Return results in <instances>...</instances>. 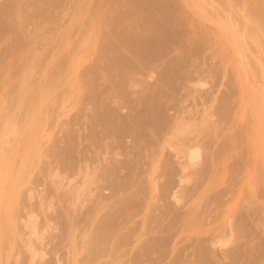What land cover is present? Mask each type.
Here are the masks:
<instances>
[{"label":"rangeland","instance_id":"obj_1","mask_svg":"<svg viewBox=\"0 0 264 264\" xmlns=\"http://www.w3.org/2000/svg\"><path fill=\"white\" fill-rule=\"evenodd\" d=\"M147 1L50 0L49 4V0H0V174L4 171L6 176L0 181V226L5 240L0 264H48L50 260L57 264V258L60 264H75L76 259L79 263L87 250L76 257L71 255L84 245L89 247L84 238L92 235L90 227L85 229L89 225L84 217L77 240L71 244L63 238L61 231L65 230H61L64 227L58 213L67 209L68 216L84 214L101 200L102 193L111 191L105 186L102 189L103 170L121 165L130 156L135 170L129 163L127 171L120 170L121 175L131 168V175L125 173L129 179H123L127 183L136 174L140 186L133 181L134 188L126 185L115 200L119 198L121 204L139 201L137 204L145 206L132 209L134 212L131 210L121 224L134 228L133 232L125 233L123 228L116 233L114 242L108 243L92 264H264V0L172 2L179 6L173 28L185 41L182 49L193 47L199 35L208 38L187 65L186 73L177 75L167 70L175 69L172 60H183L181 55L187 50L163 51L166 54L150 61H141L133 54L129 41L138 45L148 42L153 26L147 19L157 14L153 0ZM157 2L166 5L169 1ZM106 46L116 48L107 51ZM114 59L139 68L118 77L119 71L113 77ZM86 75L99 76L96 88H102L94 92L91 87L95 79H91L94 85L87 86L91 83L86 84L90 82ZM163 81L170 84L169 88ZM90 90L97 100L86 97ZM232 92L234 104L222 118L219 105ZM101 95H105L106 105ZM153 103H160L163 112L168 107L163 113L168 115V125L147 145L146 141L141 142L143 146L136 145L132 131L123 140L101 133L103 127L97 123L103 105L117 109L118 120L126 117L125 122H134ZM91 115L98 118L91 119ZM141 130L145 132V127ZM71 132L72 139L77 136L75 143L69 137ZM91 132L96 133L94 138H90ZM227 142L231 144L228 152L223 145ZM73 144L77 146L75 154L68 152L69 158L64 157L62 150ZM53 152L65 160L58 157L57 161ZM195 153L200 157L194 161ZM137 188L140 193L138 190L135 200ZM138 248L148 249L141 261L132 257ZM33 254H38L35 260Z\"/></svg>","mask_w":264,"mask_h":264},{"label":"bare ground","instance_id":"obj_2","mask_svg":"<svg viewBox=\"0 0 264 264\" xmlns=\"http://www.w3.org/2000/svg\"><path fill=\"white\" fill-rule=\"evenodd\" d=\"M46 2H47V0H45ZM57 1V0H56ZM138 1V0H137ZM142 1V0H141ZM147 3H149L147 0H145ZM162 1V0H161ZM169 2L168 3H170V4H166V5H164L162 2H157V0H153V4H155V9L157 10V14H152L153 16H150V18H148L147 20H148V24L149 25H151V26H153L152 28H150V32L149 33H151L150 35V38H149V40H148V42H144V43H141V44H139L138 45V43L136 44V43H134V42H131V41H129V44H130V46L133 48V50L132 51H134L133 52V54H134V56H136L139 60H141V61H150V60H148L149 58L150 59H152V58H154V57H158L161 53H164L163 51H171V50H176V48H181L182 49V47H184V43H185V41L183 42V41H181L180 40V37L181 36H179V33H181L180 31H175V29L173 28L174 26H173V20L177 17V19L179 18V15H175L176 13L175 12H178V7L179 6H177L176 4H172V2H176L175 0H168ZM49 2H50V0H49ZM49 2H47V3H49ZM53 3H55V2H53ZM52 3V4H53ZM139 3H141V2H139ZM146 3V4H147ZM158 3H160V4H158ZM162 3V4H161ZM49 4H51V2L49 3ZM141 4H143L142 6H144V3H141ZM112 5H114V4H112ZM116 5V4H115ZM149 5V4H148ZM118 6H116V8H117ZM141 7V6H140ZM144 7H147V5L146 6H144ZM44 8V7H43ZM113 8V7H112ZM151 8H152V5H151ZM152 10V9H151ZM47 11V10H46ZM42 15V14H41ZM151 15V14H150ZM39 16H40V14H39ZM174 16H176V17H174ZM41 17V16H40ZM174 17V18H173ZM181 18V17H180ZM144 19V18H143ZM183 19V18H182ZM146 21V20H145ZM182 21V20H181ZM180 20H179V23H177L176 24V26H178L179 24H180V22H181ZM175 22H177V20H175ZM174 22V23H175ZM151 23V24H150ZM148 24L146 25V26H148ZM144 25V23L142 24V26ZM175 25V24H174ZM111 28V27H110ZM149 28V27H148ZM146 29V28H145ZM144 29V30H145ZM103 31H104V29H102ZM108 30V29H107ZM147 30V29H146ZM2 31V30H1ZM189 32V31H188ZM202 32V31H201ZM1 33L2 32H0V35H1ZM105 33H106V30H105ZM104 32H103V34H105ZM109 33V32H108ZM117 33V32H116ZM121 33L122 32H120V35H121ZM125 33H127V32H125ZM186 34H187V31H186ZM199 34V33H198ZM116 35H119V34H116ZM189 35H191V34H189ZM188 35V36H189ZM103 36V35H102ZM179 36V37H178ZM186 36V35H185ZM187 36V37H188ZM202 36H203V34H202ZM104 37V36H103ZM108 37V36H107ZM110 38H111V36H109ZM112 37H114V36H112ZM127 37V36H126ZM201 36L199 35V37H196V38H199L198 40L199 41H194V43H193V47H189L190 45H185V46H187V48L189 47V49H186V48H184V49H182L183 50V52L184 51H186L185 53H183V56L181 55V59H183V60H179V58H176V60L174 59V60H172V61H175L176 63H175V65H173L172 66V68L173 67H175V69H169V70H167V73H170V74H173V75H177V74H185L186 72L185 71H187V70H185L186 68H187V65L189 64V62H191L192 60H193V57L194 56H197L199 53V49H202V45H205L204 44V42H205V34H204V36L202 37V38H200ZM105 38V37H104ZM103 38V39H104ZM128 38V37H127ZM114 40H115V38H113ZM112 39V40H113ZM122 39V38H121ZM208 39V38H207ZM207 39H206V41H207ZM107 40H108V38H107ZM106 40V41H107ZM111 40V41H112ZM186 40V39H185ZM104 41H105V39H104ZM128 41V40H127ZM133 41V40H132ZM116 43H117V41H115ZM114 42V43H115ZM191 42H192V40H191ZM104 43V42H103ZM109 43H110V41H109ZM122 43V42H121ZM188 43H190V40H189V42ZM206 43V42H205ZM123 44V47H125L126 45H125V43H122ZM190 44H192V43H190ZM105 45V44H104ZM125 45V46H124ZM128 46V45H127ZM200 46H201V48H200ZM100 47V46H99ZM123 47H121V48H123ZM108 48H110V49H114V48H116L115 46L114 47H110V46H106L105 47V49H107V51L108 50H110V49H108ZM104 49V50H105ZM125 49V48H124ZM127 49V48H126ZM102 50V49H101ZM101 50H99V52L101 51ZM178 50V49H177ZM107 51H105V53H107ZM128 51V50H127ZM103 52V51H102ZM131 52V51H130ZM104 53V54H105ZM109 53H111L110 51H109ZM113 53V52H112ZM125 53V52H124ZM129 53V52H128ZM126 54V53H125ZM164 54H166V53H164ZM110 55H112V54H110ZM107 56H108V54H107ZM107 56H105V58L107 57ZM113 56V55H112ZM128 56V55H127ZM100 58H101V56H100ZM109 58V57H108ZM115 58V57H114ZM131 58V57H130ZM135 58V57H134ZM102 59H103V57H102ZM101 59V60H102ZM112 59V58H111ZM127 59H128V57H127ZM178 59V60H177ZM114 62H113V69H112V67H111V64H110V67H111V69L113 70V73H115V74H113V75H115V76H113V77H116V74H118V72H119V74L117 75L118 77H119V75L120 74H124V73H127L128 71H133V70H135V69H137V67H136V65L134 64H132V65H130V64H127L125 61H122V62H118L117 60H113ZM140 61V62H141ZM107 63H109V60L107 61ZM173 64V62H171L170 63V65H167V67L168 68H170V66ZM108 66H109V64H107ZM130 65V66H129ZM101 66V65H100ZM97 67V66H96ZM109 67V68H110ZM95 68V67H94ZM97 68H99V67H97ZM103 68V67H102ZM102 68H100L101 70H102ZM139 68V67H138ZM90 69V68H89ZM99 69V70H100ZM104 69V68H103ZM87 70V69H86ZM92 70H94L93 68H92ZM105 70V69H104ZM103 70V71H104ZM96 71V70H95ZM85 72V71H84ZM89 72H91V70L89 71ZM88 72V73H89ZM97 72H98V69H97ZM105 72V71H104ZM110 73V72H109ZM164 73V77L167 75L166 74V71H164L163 72ZM88 76H89V74H87ZM86 75V76H87ZM92 75V74H91ZM98 75H99V73H98ZM87 76V77H88ZM93 76H95V74H93ZM107 76V75H106ZM110 76V75H109ZM112 76V75H111ZM126 76V75H125ZM82 77H85V75L84 76H82ZM91 77V76H90ZM101 77V76H100ZM122 77V76H121ZM102 78V77H101ZM110 78V77H109ZM166 78V77H165ZM86 79V78H85ZM84 79V80H85ZM90 79V80H89ZM91 79H95L94 81L96 82H94V81H91ZM98 79H99V82H100V78H99V76L97 77V79L96 78H89L88 77V80L90 81L89 83H86V84H90V85H87V86H92V85H94V83H95V85L94 86H92L91 88H92V90L94 91V90H96V89H99L100 87L102 88V86H100L99 88H96V87H98V84L97 83H99V82H97L98 81ZM83 80V81H84ZM88 80H87V82H88ZM86 81V80H85ZM118 81H119V79H118ZM117 83V82H116ZM119 83V82H118ZM101 84V83H100ZM107 84V83H106ZM163 84L165 85V88H169V83L168 82H164L163 81ZM86 87V86H85ZM94 87H95V89H94ZM118 87V86H117ZM90 88V89H91ZM88 89V88H87ZM161 89V88H160ZM89 90V89H88ZM119 89L117 88V90L116 91H118ZM96 91H98V90H96ZM101 91L103 92V90L101 89ZM119 91H121V90H119ZM128 91V90H127ZM87 92H92L91 90L90 91H87ZM95 92V91H94ZM100 92V91H99ZM230 92V91H229ZM101 93V92H100ZM123 93V92H122ZM125 93V92H124ZM127 93V92H126ZM125 93V94H126ZM95 93H91V95H90V93H88L87 94V96H86V94H84L87 98H88V95L90 96V97H93L94 98V95ZM118 94V93H117ZM124 94V95H125ZM96 95V94H95ZM100 95V94H99ZM119 95V94H118ZM85 96L82 98V99H85ZM104 96V98L102 97V95H101V98H103V100L105 99V95H103ZM126 96V95H125ZM158 96V95H157ZM169 95H167V97H168ZM89 97V98H90ZM100 96H98V98H99ZM107 97V96H106ZM108 97H110V96H108ZM160 96H158L157 98H159ZM23 98V97H22ZM22 98H21V101H22ZM86 98V99H87ZM93 98H91L92 100H93ZM96 98V100H97V96L95 97ZM94 98V99H95ZM146 98V97H145ZM223 99V98H222ZM222 99H221V101H222ZM87 100H89V99H87ZM92 100H90V102H92ZM100 101H101V99H99ZM106 100V99H105ZM105 100H104V104H105ZM122 100H124L123 98H122ZM159 100H161V98L159 99ZM94 101V100H93ZM107 101H110L109 100V98L107 99ZM106 101V102H107ZM89 102V101H88ZM95 102V101H94ZM129 102V101H128ZM223 103L221 104V105H219L220 106V108H219V112H220V114H221V116H222V118L223 117H227V115L230 113L229 111H230V108H232V106H233V104H234V100H233V92L232 93H230L229 95H227V96H225L224 97V99H223V101H222ZM85 103H87L86 102V100H85ZM96 103H98V101L96 102ZM109 103V102H108ZM107 103V104H108ZM123 103H126V101H123ZM130 103V102H129ZM142 103V102H141ZM147 103H148V101H147ZM165 104H167L166 103V101L164 102ZM90 104V103H89ZM100 103H98V104H96V105H99ZM102 104V103H101ZM165 104H164V106H165ZM87 105V104H86ZM91 105V104H90ZM93 105V104H92ZM106 105V104H105ZM105 105H103L102 106V108H103V110H105V111H107L109 108L112 110V111H110V109H109V111H107V112H105V114L104 113H102V111L103 110H100V112L98 113V116L99 115H101V114H103L102 116H99V118H98V116H97V118L100 120V122H94V123H97V124H100V126H102L103 128H102V130H101V133L102 134H104V136H114V137H117V140H123L122 139V137L125 139L126 138V135H127V132H129V131H132L133 132V135H135V136H133L134 138L136 137V139H134V141H135V143H136V145H140L141 144V142L142 143H144V141H146V144H144V145H147V143L149 142V141H151L153 138H155V137H157V136H159L158 134L160 133V132H162L164 129H165V127H167V125H168V121H167V117H168V115H167V117L164 115L166 112V108H168V107H166L165 108V111L163 112V110H161L162 108H163V106L162 105H160V103L159 104H157V103H153V104H151L150 106H148L147 107V109L145 110V112L144 113H142V114H139L135 119H133L134 120V122L133 121H129V122H125V120H126V117H124V115L125 114H122L121 113V115H123L121 118H123L124 117V120H122V119H120V120H118V118L120 117V116H118L119 115V112H117L118 110L117 109H114L113 110V107L111 108L110 106H109V108H107ZM134 105H136V104H134ZM138 105V104H137ZM88 106V105H87ZM86 106V107H87ZM104 106L106 107V109L104 108ZM112 106V105H111ZM142 106V105H141ZM167 106V105H166ZM96 107V106H95ZM121 107V106H120ZM131 107V106H130ZM89 108V107H88ZM86 109V108H85ZM89 110H90V108H89ZM93 111H94V109H92ZM96 110V109H95ZM98 110H99V108H98ZM82 111V110H81ZM84 111V110H83ZM88 111V110H87ZM80 112V111H79ZM78 112V113H79ZM92 112V111H91ZM104 112V111H103ZM218 112V113H219ZM95 113H97V112H95ZM137 113V112H136ZM164 113V114H163ZM85 114V113H84ZM118 114V115H117ZM138 114V113H137ZM92 115H94V114H92ZM90 116L91 117V119H93L92 117H95V116ZM97 115V114H96ZM130 115V114H129ZM132 115V114H131ZM84 116V115H83ZM127 116V115H126ZM76 118H79V116L77 117L76 116ZM96 117H95V119H97ZM235 119V118H234ZM78 120V119H77ZM85 120V119H84ZM122 120V121H121ZM77 122V121H76ZM90 122V121H89ZM96 124V125H97ZM134 125L137 127L136 129L138 130H136V129H134ZM9 126V125H8ZM90 126V125H89ZM145 127V132H142L143 130H141L143 127ZM97 127V126H96ZM131 127H133V128H131ZM91 129V128H90ZM94 129V128H93ZM97 129H99V128H97ZM100 129H101V127H100ZM139 130H141V131H139ZM77 131V130H76ZM91 131H93V130H91ZM95 132L97 131L96 129L94 130ZM73 132V131H72ZM72 132L70 133V135H69V137L71 138V141H72V143L74 142L75 143V141H76V139H77V136H76V134L75 133H73V135H74V137L75 138H73L72 139ZM95 132H93L94 133V135L96 134ZM92 133V132H91ZM93 133L91 134V137L90 138H94V136L92 137V135H93ZM99 133V132H98ZM69 134V132H67V135ZM78 134H79V132H78ZM100 134V133H99ZM90 135V134H89ZM89 135H87L88 137H89ZM38 136H39V134H38ZM125 136V137H124ZM68 137V136H67ZM88 137H86V138H88ZM107 137V138H108ZM109 137V138H110ZM113 137V138H114ZM132 137V138H133ZM79 138H80V136H79ZM248 138H249V136H248ZM75 139V140H74ZM81 139V138H80ZM67 140H69V138L67 139ZM79 140V139H78ZM66 141V140H65ZM250 141V140H249ZM117 142V141H116ZM120 142H122V141H120ZM71 143V144H72ZM77 143H78V141H77ZM118 143H119V141H118ZM150 143V142H149ZM251 143V142H250ZM249 143V144H250ZM33 144V143H32ZM66 144V143H65ZM68 144V143H67ZM120 144V143H119ZM118 144V145H119ZM34 145V144H33ZM37 145V144H36ZM35 145V146H36ZM74 145V144H73ZM77 145V144H76ZM142 146H143V144H141ZM140 145V146H141ZM224 145V149L227 151V148H229V146H231V144H228V142H227V144H223ZM28 146V145H27ZM30 146V145H29ZM24 147V146H23ZM32 147V146H31ZM77 147V146H76ZM76 147H75V145L71 148H69V145L67 146L66 145V149L64 148H62L63 150H62V152H63V156L65 157L66 155L68 156V152H69V154H71V152H73L75 149H76ZM151 147H154V146H152V145H150V148L149 149H151V150H153L154 148H151ZM233 147V146H232ZM143 148V147H142ZM249 149L248 150H252V149H250L251 147H248ZM25 149H27V148H25ZM34 149H36L35 147H34ZM33 149V150H34ZM60 148H58V149H56V150H59ZM223 148H222V151L224 150ZM230 149V148H229ZM24 150V148L22 149V151ZM61 150V149H60ZM77 150V149H76ZM75 150V151H76ZM224 150V153L226 152ZM29 151H30V149H29ZM36 151H38V150H36ZM35 151V152H36ZM75 151L73 152L74 154H75ZM26 151H24V153H25ZM31 152V151H30ZM30 152H28V153H30ZM34 152V151H33ZM62 152L61 151H59V153L62 155ZM193 152V151H192ZM221 152V150L219 149V153ZM228 152V151H227ZM54 153V157H55V159H57L58 157L61 159V160H65V158L64 159H62V156H59L58 155V157H56L55 155H57V153L56 152H53ZM253 153V152H252ZM252 153H250V154H252ZM255 154V153H254ZM262 154V153H261ZM199 155V153H197V155H196V153H195V155H193V157H192V160L194 159V161H195V159L197 158V157H200V156H198ZM66 156V158H69V157H67ZM1 157V156H0ZM130 157H132V156H130ZM130 157H127L128 159H124L123 161H122V163H121V165L120 164H118L117 166L116 165H113L112 167H110V168H107L106 167V169L105 170H103V172H102V178H103V176H105L104 178H103V181H104V179H105V181L103 182V186H102V189L104 188V186H105V188H106V190H107V187L108 188H110L111 189V191H110V193L108 194V195H106L105 193H102L103 194V196H104V194H105V196H106V198H103V196H101L100 198H101V200L99 199V201H97L96 203H94V204H91L90 206L91 207H88L87 208V210H86V212L84 213V214H81L80 212H78V214L76 215V213L73 215V217L72 216H68V210L67 209H63L61 212H59L58 213V217L60 216V218H59V221H60V223L62 224V226L64 227V229H61V230H65L64 232L63 231H61L62 232V234L64 233V236H63V238L65 237L66 239H67V241H69V243H71V244H73V243H75L76 242V240H77V232L79 231V230H81L80 229V224H81V221H82V219L85 217V221H86V223H88L87 225H89V226H84V227H86L85 229H88L89 227H90V232H92V235L91 236H86L84 239H87V240H85V242L87 243V245L89 246V247H87L86 245H84L85 246V248L84 247H82V249L80 250V251H77V252H73L72 253V255L71 256H74V257H76V256H78L80 253H82L83 251H85V250H87L86 252V255H85V257H83V261H86V263L85 262H83L81 259V261L79 260V263L80 264H83V263H85V264H87V262H89L88 264H92V262L91 261H94V258H96L99 254H100V252L102 251V249H104V248H106V245L108 244V243H111L113 240H112V238L113 237H115V236H117V234L116 233H121L122 231V229L124 228H126V231H125V233H127V232H129L128 234H130L131 232H133L132 230L134 229V228H132V226H130L131 228H132V230L130 229V228H128L127 227V225H124V226H121V224H122V222L124 221V219H126L127 217H129V215H131L130 214V211L132 210V209H136V208H141L142 206H145V205H142V202H140V204H137V202H139V201H133V200H129V201H124L123 202V204H121V202H122V200L121 201H119L120 202V204H119V202H118V199L119 198H117V201L115 200V198H116V194H117V192H119L120 190H123L124 188H126V185H129V184H131V186H129V189H131L132 187L134 188V185H136L139 181H138V179L136 178V174H133L134 175V177H135V179H137V181L136 180H132V178H134V177H132L131 176V179L129 180V181H127V183H126V181L124 180V179H126L127 177V180L129 179V176H127L126 177V174L127 175H131V174H129V172L131 171V172H133L132 171V169H134V168H132L133 167V161L132 162H129V161H131V159L133 160V158H130ZM262 157V156H261ZM2 158V157H1ZM8 158V157H7ZM255 158V157H254ZM60 159L58 160L57 159V161H60ZM71 159H72V156H71ZM71 159H69V160H71ZM73 159H75L74 158V156H73ZM198 159V158H197ZM10 160H12L11 158H10ZM68 160V159H67ZM65 161L66 163H68V161ZM125 160H127V161H125ZM260 160V159H259ZM1 161H2V159H1ZM0 161V163H2ZM7 161V160H6ZM73 161H75V160H73ZM73 161H71V162H73ZM125 161V162H124ZM193 161V162H194ZM7 162H9V161H7ZM71 162L70 163H68V164H71ZM254 162H255V160H254ZM259 162V161H258ZM4 163H5V161H4ZM75 163V162H74ZM73 163V164H74ZM132 165L131 166V170L129 169V172H122L123 173V175H121V171H122V168H123V170H125V171H127L126 169H128L129 167H130V164ZM246 162H244V164H245ZM63 164V163H62ZM73 164H71V165H73ZM115 164H117V163H115ZM251 164V163H250ZM5 166H7V164H4ZM9 165V164H8ZM63 165H65V164H63ZM71 165H67L68 167L69 166H71ZM238 165H239V163H238ZM5 166H2L1 165V168H3V167H5ZM258 166V165H257ZM260 164H259V166H258V168H259V170L260 171H262V167L260 168ZM253 167V166H252ZM256 167V166H255ZM7 168V167H6ZM27 168H29L28 166L25 168V171L27 172L29 169H27ZM70 168V167H69ZM118 168H120L119 170H118ZM126 168V169H125ZM251 168V167H250ZM27 169V170H26ZM2 170V169H1ZM3 170H5L6 171V169L4 168ZM121 170V171H120ZM135 170V169H134ZM10 171V170H9ZM23 171V170H22ZM24 171V172H25ZM252 171H253V169H252ZM255 171H257V170H255ZM1 172H3V174L1 173L0 174V181H1V177H2V179H3V175L5 174V172L4 171H1ZM7 172V171H6ZM24 172H23V174L22 175H24ZM25 172V175L24 176H27V174H28V172L26 173ZM135 172V171H134ZM259 172V171H258ZM136 173V172H135ZM261 173V172H260ZM260 173H258L257 175H260ZM262 173H263V171H262ZM261 173V174H262ZM125 174V175H124ZM162 174L164 175V173L162 172ZM166 174V173H165ZM168 174H170V173H168ZM256 174V173H255ZM9 175V174H8ZM30 175V174H29ZM171 175V174H170ZM5 176V175H4ZM31 176V175H30ZM6 177V176H5ZM23 177V176H22ZM121 179H120V178ZM123 177H124V179H123ZM126 177V178H125ZM156 177H157V175H156ZM170 177V176H169ZM168 177V178H169ZM28 178V177H27ZM261 178V177H260ZM119 179V180H118ZM153 179V178H152ZM155 179V178H154ZM153 179V180H154ZM166 179V178H165ZM23 180H25V178L23 179ZM117 180H118V182H117ZM132 180V182H130ZM140 180V179H139ZM158 180V179H157ZM171 180V179H170ZM169 180V181H170ZM17 181V180H16ZM133 181H135V183L136 184H133ZM167 181V180H166ZM169 181H167L166 183H169ZM124 182V183H123ZM141 182V181H140ZM157 182V181H156ZM156 182H154V183H156ZM4 183V182H3ZM126 183V184H125ZM158 183H159V180H158ZM164 183V182H163ZM0 184H1V182H0ZM14 184H15V182H14ZM22 184V183H21ZM139 184V183H138ZM137 184V187L138 186H140V184L138 185ZM5 185V184H4ZM161 186V184H158L157 185V187L158 186ZM159 186V187H160ZM15 187V186H14ZM158 187V188H159ZM168 187H169V185H168ZM2 188H3V186H2ZM16 188V187H15ZM14 188V189H15ZM141 188L143 189V186L141 185ZM157 188V189H158ZM151 189H153V187L151 188ZM103 190H105V189H103ZM138 190H139V193H140V188H137V189H135V191L133 192V193H135L134 195H132V196H134L136 199L135 200H138V196L136 195V193L138 192ZM154 190V189H153ZM1 191H3L2 189H1ZM13 192V191H12ZM109 192V191H108ZM151 192H152V190H151ZM156 192V191H155ZM14 193V192H13ZM133 193H131V194H133ZM153 193V192H152ZM151 193V194H152ZM2 194V193H1ZM9 194H11V193H9ZM101 194V195H102ZM1 196V195H0ZM104 196V197H105ZM130 197H131V195H130ZM151 197V196H150ZM103 198V199H102ZM139 200H141L142 201V199H140L139 198ZM118 202V205L116 206V203ZM144 202V201H143ZM150 202V201H149ZM146 203H147V201H146ZM158 204V203H157ZM2 205V207L5 205V204H1ZM150 205V204H149ZM11 206V205H10ZM10 206H6V207H10ZM13 206V205H12ZM161 206V205H160ZM5 207V206H4ZM14 207V206H13ZM136 207V208H135ZM147 207H149L148 205H147ZM154 207V206H153ZM146 208V207H145ZM155 209H156V207H154ZM6 209V208H5ZM8 209V208H7ZM7 209L6 210H4L5 211V213H6V211H7ZM11 209H12V207L9 209L10 211H11ZM150 209H152V206L151 207H149L148 208V210L149 211H151V212H153V213H155V210H150ZM0 210H1V208H0ZM3 210V209H2ZM137 210V209H136ZM159 210V209H158ZM263 210H264V208H263ZM9 211V212H10ZM146 211H147V209H146ZM162 211V210H161ZM132 213L134 212L133 210L131 211ZM4 213V212H3ZM13 213V212H12ZM161 213H163V212H161ZM11 214V212L9 213V215ZM263 214V213H262ZM4 215V214H3ZM9 215H7V217L9 216ZM155 215V214H154ZM159 215H161V214H159ZM6 216V215H5ZM62 216V217H61ZM6 217V218H7ZM152 217H154V216H152ZM155 217H157V215H155ZM162 217V216H161ZM160 216H159V218H161ZM261 218V217H260ZM61 219H62V221H61ZM143 220L146 222V219L145 218H143ZM261 220H263L264 221V219H263V216H262V219ZM1 223H2V221H1ZM172 224V221L171 222H169L168 223V226L169 225H171ZM55 228H57V227H55ZM35 230V229H34ZM129 230V231H128ZM130 230H131V232H130ZM1 232L3 233V229H2V227L0 226V251H1V247H2V245L5 243V240H4V234H1ZM67 232V233H66ZM65 233H66V235H65ZM125 236H128V235H125ZM64 238V239H65ZM119 238H120V241L122 242H125L124 240H125V238L122 240V237L121 236H119ZM141 238V237H140ZM139 238V239H140ZM159 238V237H158ZM160 238H162V237H160ZM128 239H129V237H128ZM151 239H152V236H151ZM157 239V238H156ZM42 240V239H41ZM141 240V239H140ZM165 240V239H164ZM40 241V240H39ZM126 241H128L127 239H126ZM137 241H138V239H137ZM167 241V240H166ZM33 242V241H32ZM114 242V241H113ZM139 242V241H138ZM154 242H155V240H154ZM42 243V242H41ZM44 243V242H43ZM42 243V244H43ZM29 245V244H28ZM36 245H38V244H36ZM35 245V247H37ZM39 245H40V243H39ZM43 246H46L45 244L43 245ZM42 246V247H43ZM39 247H41V246H39ZM91 247H95L96 249H91ZM140 247H144L145 248V246H140ZM45 248V247H44ZM41 249V248H40ZM150 249V248H149ZM153 248H152V246H151V250H152ZM38 250V249H37ZM45 250V249H44ZM147 250L148 249H146V250H144V249H142V248H138V250H137V252L132 256L133 257V259H138V261L140 260V259H142V257H143V255H144V253L145 252H147ZM201 250V249H200ZM46 251V250H45ZM196 251V250H195ZM203 251V250H202ZM197 252V251H196ZM38 253V252H37ZM70 253V252H69ZM148 253V252H147ZM200 253V252H199ZM196 253V256L197 257H201L200 256V254L202 253ZM203 253H204V251H203ZM35 254V253H34ZM34 254L32 255V257H33V260H35V256H38V254L37 255H35L34 256ZM44 254V253H43ZM57 253L55 252V255H56ZM198 254H199V256H198ZM46 255V252H45V254L42 256V257H44ZM39 258V257H38ZM176 260H177V258H175ZM199 259V258H198ZM200 259H202V257L200 258ZM199 259V261H201ZM43 260V259H42ZM1 261V260H0ZM75 261V260H74ZM76 261H78L77 259H76ZM76 261L74 262L75 264H76ZM141 261V260H140ZM56 262H57V264H60V260L57 258L56 259ZM175 262V261H174ZM203 262V261H202ZM56 264L55 262H53V261H48V264ZM79 263H77V264H79ZM194 263V262H193ZM106 264H110L108 261H107V263ZM173 264V263H172ZM176 264H177V262H176ZM200 264V263H199ZM203 264V263H202ZM256 264V263H255Z\"/></svg>","mask_w":264,"mask_h":264}]
</instances>
